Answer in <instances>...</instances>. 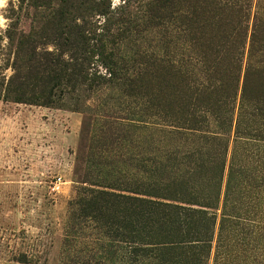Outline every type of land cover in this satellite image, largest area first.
<instances>
[{
    "label": "rangeland",
    "instance_id": "obj_1",
    "mask_svg": "<svg viewBox=\"0 0 264 264\" xmlns=\"http://www.w3.org/2000/svg\"><path fill=\"white\" fill-rule=\"evenodd\" d=\"M252 2L249 33L254 10L264 16V1ZM152 3L0 0V264H264V194L241 197L244 225L223 230L218 257V217L209 254L201 241L184 254L136 257L117 232L78 210L84 181L126 170L124 158L147 148L143 132L117 123L136 110L147 117L145 55L160 42L147 21ZM56 56L73 72L54 74ZM28 74L38 75L36 87L17 99ZM253 152L244 145L245 161Z\"/></svg>",
    "mask_w": 264,
    "mask_h": 264
},
{
    "label": "trees",
    "instance_id": "obj_2",
    "mask_svg": "<svg viewBox=\"0 0 264 264\" xmlns=\"http://www.w3.org/2000/svg\"><path fill=\"white\" fill-rule=\"evenodd\" d=\"M252 3L151 4L147 21L160 42L159 51L145 55L147 117L139 119L136 110L117 123L130 133L143 132L147 148L124 158L126 170L113 167L95 183L84 181L97 187L88 185L76 201L78 210L117 232L133 256L154 250L184 254L201 241L209 254L218 217V257L223 230L244 225L241 197L264 194V16L254 10L249 33ZM48 63L54 74L64 66L73 72L57 56ZM37 78L24 76L16 98L33 91ZM244 145L257 150L247 153L248 161Z\"/></svg>",
    "mask_w": 264,
    "mask_h": 264
}]
</instances>
